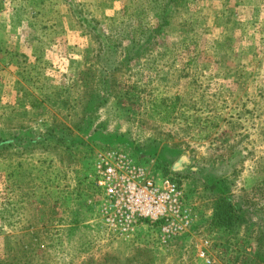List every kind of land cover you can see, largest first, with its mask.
<instances>
[{
  "label": "rangeland",
  "instance_id": "374dc122",
  "mask_svg": "<svg viewBox=\"0 0 264 264\" xmlns=\"http://www.w3.org/2000/svg\"><path fill=\"white\" fill-rule=\"evenodd\" d=\"M169 1L0 0V264H264V0ZM108 152L177 185L170 236L104 225Z\"/></svg>",
  "mask_w": 264,
  "mask_h": 264
},
{
  "label": "built area",
  "instance_id": "2783aa9c",
  "mask_svg": "<svg viewBox=\"0 0 264 264\" xmlns=\"http://www.w3.org/2000/svg\"><path fill=\"white\" fill-rule=\"evenodd\" d=\"M96 168L102 221L113 234L128 238L148 223L170 236L173 217L182 209L177 185L169 180L157 185L120 152L101 155Z\"/></svg>",
  "mask_w": 264,
  "mask_h": 264
},
{
  "label": "trees",
  "instance_id": "16d2710c",
  "mask_svg": "<svg viewBox=\"0 0 264 264\" xmlns=\"http://www.w3.org/2000/svg\"><path fill=\"white\" fill-rule=\"evenodd\" d=\"M178 0H170L169 1V4H167L164 8H165V11H164V13H165V16H162V21H163V23L164 24H166L165 23V21H166V13H167V11H168V7H170V4L171 3H175V2H177ZM163 24V25H164ZM163 25H161L158 29H153L151 32H150V34H148L147 32H142L140 35H141V38L142 39H146V42L147 43H149L150 42V40L152 39V36L154 35V34H160V29H161V27L163 26ZM134 45H139V43H133ZM145 44H141V45H139L141 48H140V50L143 48V46H144ZM138 46V47H139ZM129 59H127L126 61H128ZM220 192L221 193H225V189L223 190V189H220ZM220 200H223V199H220ZM220 214L218 215V219H217V222H215L216 224H219V225H228L229 223H228V220L230 221L231 219H229L230 218V215H231V212H232V210H234V207L232 206V204H231V200H229V201H227V203H224L223 205H221L220 206Z\"/></svg>",
  "mask_w": 264,
  "mask_h": 264
}]
</instances>
